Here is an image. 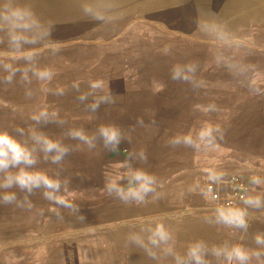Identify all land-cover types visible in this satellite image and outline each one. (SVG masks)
Here are the masks:
<instances>
[{
	"label": "rangeland",
	"instance_id": "rangeland-1",
	"mask_svg": "<svg viewBox=\"0 0 264 264\" xmlns=\"http://www.w3.org/2000/svg\"><path fill=\"white\" fill-rule=\"evenodd\" d=\"M188 1L177 0L173 5L176 14L166 16L163 13L168 9L157 7V0H117L124 17L110 25H100L82 15L78 0H26L44 21L54 25L51 39L60 42L62 48L56 54L41 52L40 66L50 67L55 75L51 82L33 80L29 86L34 92L31 99L26 98L25 86L19 82L0 85V127L11 130L19 126L27 131L34 123L30 119L32 114L42 108L56 111L65 123L40 127L54 139L73 146L79 142L64 136L69 128H82L92 135L103 123L123 128L137 122L135 108L125 104L129 96L145 101L143 109L149 111V120L143 121L149 126L143 132H132L137 136H131V142L123 140L117 152L105 150L98 141L91 151L81 144L80 150L70 152L61 165L41 159L40 169L50 175L59 171L62 180H69L65 195L80 206L86 220L76 221L67 210L44 200L40 191L30 197L34 204L31 210L0 206V264H46L48 257L53 258V264H61V259L71 262L73 254L66 241H73L74 246L91 242L98 234V225L106 229L109 210L120 200L106 194L105 179L124 172L119 164L129 151H146L147 163L136 160L133 166L154 175L157 190L163 191L173 190L176 164L188 163L193 152L204 157L211 153L218 155V159L222 154L236 159L264 153V96L250 92V87L264 89V33L253 24L245 25L244 32L235 27L230 32L244 38L247 47L223 49L201 31L193 16L179 14L183 5L188 11ZM165 48L171 49L170 54L164 53ZM221 51L251 66L246 78H235L217 63L216 56ZM103 61L120 64L119 69L122 68L111 86L105 83L107 90L111 87L115 104H101L95 113H90L84 110V103H90L92 98L80 103L71 85L79 82L93 63ZM177 62H196L197 76L205 87L193 89L190 84L171 80L170 68ZM60 87L65 94L54 95ZM80 88L87 91L84 84L80 83ZM164 89L169 99L176 102H168L167 94L162 96ZM209 104H215L217 110L205 111ZM205 122L223 130L224 139L218 142L219 147L195 151L168 146L172 136L194 132ZM205 186L206 183L204 191ZM196 188L201 190L199 184ZM13 190L23 195L18 189ZM56 211L64 215L63 222L57 220Z\"/></svg>",
	"mask_w": 264,
	"mask_h": 264
},
{
	"label": "clouds",
	"instance_id": "clouds-1",
	"mask_svg": "<svg viewBox=\"0 0 264 264\" xmlns=\"http://www.w3.org/2000/svg\"><path fill=\"white\" fill-rule=\"evenodd\" d=\"M78 4L84 17L97 21L100 25H110L125 15V12L119 9L117 0H78ZM199 27L223 49L247 47L245 39L228 31L222 22L210 19ZM53 28L54 25L44 21L26 0H0V85L19 82L25 86L26 98L31 99L34 92L29 86L33 80H53L54 71L39 64L42 51L56 54L62 48L60 42L51 39ZM170 52V48H165L166 55ZM216 61L238 79L246 78L251 67L234 56L226 55L224 51L217 54ZM198 69L196 62H177L170 68V78L190 84L193 89H201L205 87V82L198 78ZM71 88L78 94L76 99L80 103L88 101L89 97L92 98L90 103H84V110L87 112L95 113L101 104H115L113 94L107 90L101 79L90 80L87 91H81L78 81H74ZM250 92L264 96V89L250 87ZM53 94L63 96L65 89L57 88ZM216 110L215 104H209L205 108L207 112ZM30 119L34 123L27 131L19 126L11 130L0 127V206L11 205L17 209L31 210L34 204L30 197L40 191L44 200L59 209L67 210L76 221L83 223L86 216L81 213L80 206L65 195L68 192L69 180H62L59 171L50 175L40 169L38 165L41 159L52 165H61L70 152L80 150L81 144L91 151L97 147L98 141L102 142L105 150L117 152L123 140L131 142L130 133L135 131V126L125 132L114 123H103L92 135L82 128H69L64 136L79 142L69 146L60 139H54L40 127L48 124L62 126L65 121L59 118L58 112L42 108L32 114ZM137 126H145L142 118L137 119ZM223 139L224 132L220 127L205 122L194 132L172 136L167 144L173 148L184 146L195 151H209L219 147L218 142ZM136 160L147 163L146 151H129L127 158L119 164L124 172L107 176L104 189L108 196H114L124 204L145 205L160 198L158 182L157 178L143 167H134L133 161ZM224 175L223 172L209 169L206 172V180L213 185L220 184ZM122 181L126 183H121ZM249 183L255 187L264 186V177L252 176ZM13 189H18L23 195H18ZM240 200L243 207L219 206L211 217L206 218L207 222L246 233L249 229L248 210L264 209V195L246 194L241 196ZM56 218L61 222L65 219L59 211H56ZM252 239L255 248L228 242L209 246L203 240H195L188 243L181 253L176 250L173 233L161 222L148 224L142 226L138 232L128 233L126 242L130 247L141 249L148 259L156 264H264V232H257Z\"/></svg>",
	"mask_w": 264,
	"mask_h": 264
},
{
	"label": "crops",
	"instance_id": "crops-1",
	"mask_svg": "<svg viewBox=\"0 0 264 264\" xmlns=\"http://www.w3.org/2000/svg\"><path fill=\"white\" fill-rule=\"evenodd\" d=\"M176 1L157 0V7L168 9L163 13L166 16L175 15ZM188 2V11H186V5H183L181 7L184 9L179 14L193 16L195 23L203 24L207 20L214 19L222 22L228 31H234L236 27V30L242 29V32H244L245 25L253 24L261 29L258 30L260 33H264V0H189ZM103 62L93 63L92 67L82 71L83 74L80 76L79 82L87 86L90 80L101 79L111 86L112 81L119 78L117 75L122 71V68L119 69L120 64ZM108 91L111 92V87L108 88ZM165 92L164 89L162 96L167 94L168 102H176V99H169V93ZM125 104L135 108V112L138 114L135 119L149 120V111L143 109L146 104L141 97H126ZM134 126L135 130L140 129L143 132L149 125L139 127L135 121L123 126L122 129L128 132ZM130 135L137 136L132 132ZM209 169L225 174L223 181L216 184L222 198L230 195L234 184H239L242 187L243 195H264V186L255 187L249 183L252 176L264 177V153L237 156L236 159L230 158L228 154H222L218 159V155L211 153L210 156L204 157L193 152L188 163L176 164L171 181L173 183L172 191L158 190L160 198L145 205L124 204L119 201L114 209L110 208L109 210L110 218L106 229H102L98 225L96 228L98 234L93 236L91 242L78 243L74 246L73 241H66L73 255L71 262L61 259L60 263L156 264L148 259L141 249L135 246L130 247L126 242V237L130 232H138L142 226L161 222L173 233L176 250L181 253L184 252L188 243L195 240H203L209 246L228 242L255 248L252 238L257 232H264V209L248 210L249 229L246 233L207 222L206 218L211 217L214 210L219 207L217 203L209 199L204 191V183H208L206 172ZM198 184L201 190L196 188ZM190 188L197 190L189 191ZM149 200L151 201V197ZM236 206L243 207L241 200H238L232 207ZM46 264H53V258L49 260L48 257Z\"/></svg>",
	"mask_w": 264,
	"mask_h": 264
},
{
	"label": "built area",
	"instance_id": "built-area-1",
	"mask_svg": "<svg viewBox=\"0 0 264 264\" xmlns=\"http://www.w3.org/2000/svg\"><path fill=\"white\" fill-rule=\"evenodd\" d=\"M205 192L209 199L214 203H217L219 206H233L238 200H240V197L243 196L242 187L239 184H234L230 195L225 198L221 197V192L218 186L210 184L209 182L205 186Z\"/></svg>",
	"mask_w": 264,
	"mask_h": 264
}]
</instances>
